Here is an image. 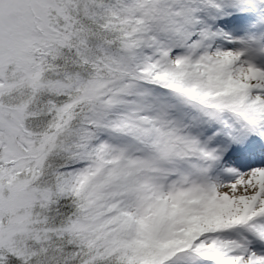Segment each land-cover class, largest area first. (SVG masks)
Masks as SVG:
<instances>
[{
    "label": "snow or ice",
    "instance_id": "obj_1",
    "mask_svg": "<svg viewBox=\"0 0 264 264\" xmlns=\"http://www.w3.org/2000/svg\"><path fill=\"white\" fill-rule=\"evenodd\" d=\"M0 264H264V0H0Z\"/></svg>",
    "mask_w": 264,
    "mask_h": 264
}]
</instances>
